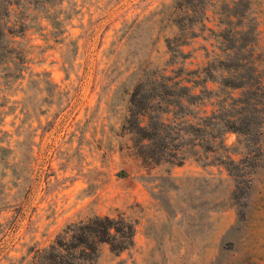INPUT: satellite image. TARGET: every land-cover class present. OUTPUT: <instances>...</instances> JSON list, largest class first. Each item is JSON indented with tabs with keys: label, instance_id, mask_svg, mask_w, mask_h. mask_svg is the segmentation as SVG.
Here are the masks:
<instances>
[{
	"label": "rangeland",
	"instance_id": "1",
	"mask_svg": "<svg viewBox=\"0 0 264 264\" xmlns=\"http://www.w3.org/2000/svg\"><path fill=\"white\" fill-rule=\"evenodd\" d=\"M118 213L92 264H264V0H0V264Z\"/></svg>",
	"mask_w": 264,
	"mask_h": 264
},
{
	"label": "trees",
	"instance_id": "2",
	"mask_svg": "<svg viewBox=\"0 0 264 264\" xmlns=\"http://www.w3.org/2000/svg\"><path fill=\"white\" fill-rule=\"evenodd\" d=\"M216 116L217 113H211L207 117L214 119ZM150 123L148 126L137 123L142 131V138H152L163 127L170 125L168 122L157 120ZM230 123L234 124L235 121H222L223 130L241 131L239 127L229 125ZM191 126L196 127L195 124ZM211 146L214 145L208 146L210 150ZM134 233V221L122 213L115 216L96 214L86 220L67 225L63 234L58 235L48 248L33 256L31 264H92L98 254L100 242H106L112 251L120 252L132 245Z\"/></svg>",
	"mask_w": 264,
	"mask_h": 264
}]
</instances>
